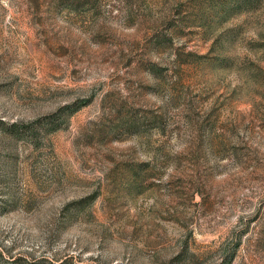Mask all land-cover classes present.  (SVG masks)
Returning <instances> with one entry per match:
<instances>
[{"label":"rangeland","instance_id":"374dc122","mask_svg":"<svg viewBox=\"0 0 264 264\" xmlns=\"http://www.w3.org/2000/svg\"><path fill=\"white\" fill-rule=\"evenodd\" d=\"M208 2L0 0V264H264V0Z\"/></svg>","mask_w":264,"mask_h":264},{"label":"trees","instance_id":"16d2710c","mask_svg":"<svg viewBox=\"0 0 264 264\" xmlns=\"http://www.w3.org/2000/svg\"><path fill=\"white\" fill-rule=\"evenodd\" d=\"M256 1L257 0H209L208 7H210L209 9L211 11V16L217 21H222L225 20L233 10L253 8ZM230 29L231 27H228L224 29V32L221 31V33L215 38V41H219L220 37H222L224 33H226L227 36L230 37L231 34L230 32L228 33ZM228 59V57L223 56L218 58V62L221 64H225ZM251 70L254 71L253 67Z\"/></svg>","mask_w":264,"mask_h":264}]
</instances>
